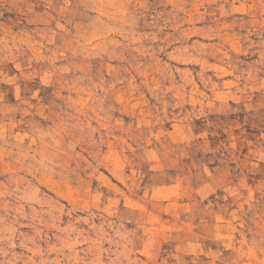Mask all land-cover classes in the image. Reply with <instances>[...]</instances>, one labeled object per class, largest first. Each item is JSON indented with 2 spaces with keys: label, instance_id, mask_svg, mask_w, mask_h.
Listing matches in <instances>:
<instances>
[{
  "label": "rangeland",
  "instance_id": "374dc122",
  "mask_svg": "<svg viewBox=\"0 0 264 264\" xmlns=\"http://www.w3.org/2000/svg\"><path fill=\"white\" fill-rule=\"evenodd\" d=\"M0 264H264V0H0Z\"/></svg>",
  "mask_w": 264,
  "mask_h": 264
}]
</instances>
